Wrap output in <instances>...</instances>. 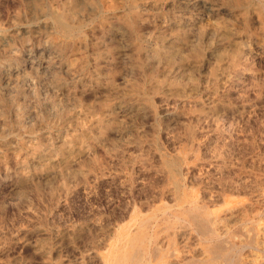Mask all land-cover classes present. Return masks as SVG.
<instances>
[{
    "label": "rangeland",
    "instance_id": "obj_1",
    "mask_svg": "<svg viewBox=\"0 0 264 264\" xmlns=\"http://www.w3.org/2000/svg\"><path fill=\"white\" fill-rule=\"evenodd\" d=\"M263 201L264 0H0V264H263Z\"/></svg>",
    "mask_w": 264,
    "mask_h": 264
},
{
    "label": "bare ground",
    "instance_id": "obj_2",
    "mask_svg": "<svg viewBox=\"0 0 264 264\" xmlns=\"http://www.w3.org/2000/svg\"><path fill=\"white\" fill-rule=\"evenodd\" d=\"M188 1V0H187ZM139 4V3H138ZM138 6V5H137ZM129 8V7H128ZM197 11V10H196ZM72 12V11H71ZM179 12V11H178ZM182 12V11H181ZM58 15V14H57ZM192 15V14H191ZM194 15V14H193ZM192 15V16H193ZM222 15V14H221ZM174 16V15H173ZM71 17V16H70ZM195 17V16H194ZM213 17V16H212ZM187 18V17H186ZM52 19V18H51ZM68 19V18H67ZM176 19V18H175ZM53 20V19H52ZM64 20V19H63ZM74 20V19H73ZM209 21H212V20H210V18L208 19ZM58 21V20H57ZM55 22V21H54ZM54 22H53V24H54ZM62 21L60 20V23H61ZM70 22V21H69ZM73 22V21H72ZM72 22H70L69 24H70V26H72L73 27V23ZM192 22V21H191ZM64 23V22H63ZM65 23H66V21H65ZM78 23H80V22H78ZM174 23V22H173ZM178 23V22H177ZM72 24V25H71ZM162 25H163V23H161ZM171 24V23H170ZM184 24V23H183ZM60 25V24H59ZM62 25V24H61ZM80 25V24H79ZM82 25V24H81ZM174 25V24H173ZM193 25V24H192ZM153 26V25H152ZM172 26V25H171ZM183 26V25H182ZM216 26V25H215ZM74 27H76V26H74ZM179 27H180V24H179ZM196 27H198V26H196ZM66 28V27H65ZM82 28V27H81ZM154 28V27H153ZM60 29V28H59ZM79 29H80V27H79ZM78 29V32L80 31ZM212 29L214 30V28L212 27ZM67 30H70V29H67ZM66 30V31H67ZM76 30V29H75ZM91 30V29H90ZM167 30V29H166ZM182 30H184V29H182ZM211 31V32H214V31ZM64 31H65V29H64ZM65 31V32H66ZM117 31V30H116ZM115 31V32H116ZM180 31H181V29H180ZM117 33V32H116ZM119 33V32H118ZM121 33V32H120ZM194 33V32H193ZM66 34H68V33H66ZM136 34V33H135ZM168 34H169V32H168ZM171 34V33H170ZM196 34V33H195ZM210 34V33H209ZM213 34V33H212ZM229 34V33H228ZM59 35V34H58ZM61 35V34H60ZM71 35V34H70ZM73 35V34H72ZM118 35V34H117ZM172 35V34H171ZM211 35V34H210ZM168 36V35H167ZM207 36V35H206ZM63 37V36H62ZM191 37H192V35H191ZM163 39H164V37H162ZM169 38V37H168ZM175 38V37H174ZM196 38H197V36H196ZM64 39H66L65 37H64ZM74 39V38H73ZM80 39V38H79ZM162 39V40H163ZM235 39V38H234ZM71 40V39H70ZM121 40V39H120ZM119 40V41H120ZM170 40V39H169ZM78 41V40H77ZM140 41H142V40H140ZM195 41V40H194ZM221 41V40H220ZM169 42V41H168ZM165 44V43H164ZM174 44V43H173ZM67 45V44H66ZM82 45H84V44H82ZM72 46H73V44H72ZM145 46V45H144ZM129 47V46H128ZM241 47V46H240ZM185 48V47H184ZM206 48V47H205ZM252 48V47H251ZM134 49V48H133ZM135 49H136V47H135ZM213 49V48H212ZM218 49V48H217ZM255 49V48H254ZM156 50V49H155ZM178 50V49H177ZM241 50H242V48H241ZM249 50V49H248ZM215 51V50H214ZM256 51V50H255ZM135 52H137V50L135 51ZM142 52H143V50H142ZM141 52V53H142ZM167 52V51H166ZM165 52V53H166ZM182 52V51H181ZM211 52V51H210ZM120 53V52H119ZM124 52L122 51V54H123ZM151 53V52H150ZM154 53V52H153ZM158 53H159V51H158ZM168 53H169V51H168ZM170 53H171V51H170ZM173 53V52H172ZM251 53V52H250ZM121 54V55H122ZM136 54V53H135ZM155 54V53H154ZM164 54V53H163ZM249 54V53H248ZM138 55V54H137ZM141 55V54H140ZM148 55V54H147ZM146 54H145V56H147ZM176 55H177V53H176ZM258 55V54H257ZM261 55V54H260ZM136 56V55H135ZM154 56V55H153ZM167 56V55H166ZM208 56H210V55H208ZM31 57H33V56H31ZM149 57H151V56H149ZM142 58V57H141ZM169 58V57H168ZM251 58V57H250ZM28 59H30V58H28ZM216 59V58H215ZM135 60V59H134ZM138 60V59H137ZM161 60V59H160ZM178 60V59H177ZM262 60V59H261ZM142 61V60H141ZM162 61V60H161ZM208 61V60H207ZM140 62V61H139ZM141 63V62H140ZM144 63H145V61H144ZM258 63V62H257ZM205 64H206V62H205ZM29 65H30V63H29ZM136 65V64H135ZM26 66V65H25ZM138 67V66H137ZM140 67V66H139ZM138 67V68H139ZM206 67V66H205ZM190 68V67H189ZM27 69V68H26ZM33 69V68H32ZM145 69V68H144ZM197 69V68H196ZM170 70V69H169ZM36 71V70H35ZM22 73V72H21ZM187 75H189V74H187ZM215 75H216V73H215ZM245 75V74H244ZM255 75V74H254ZM214 76V75H213ZM246 76V75H245ZM175 77V76H174ZM250 77V76H249ZM254 77V76H253ZM247 78V77H246ZM188 81V80H187ZM247 81V80H246ZM245 81V82H246ZM249 81H250V79H249ZM11 82V81H10ZM6 83V82H5ZM9 83V82H8ZM249 83V82H248ZM10 84V83H9ZM177 85V84H176ZM184 85V84H183ZM190 85V84H189ZM242 85V84H241ZM197 86V85H196ZM198 87V86H197ZM66 89V88H65ZM62 90V89H61ZM204 90V89H203ZM68 91V90H67ZM140 91V90H139ZM142 91V90H141ZM138 92V91H137ZM72 93V92H71ZM143 93V92H142ZM145 93V92H144ZM139 95H140V93H138ZM126 95V94H125ZM136 96V95H135ZM208 97V96H207ZM210 97V96H209ZM139 98V97H138ZM184 98V97H183ZM143 99V98H142ZM141 99V100H142ZM140 100V99H139ZM151 100V99H150ZM149 101V100H148ZM184 101H186V100H184ZM145 102V101H144ZM179 102H180V100H179ZM182 103V102H181ZM192 103V102H191ZM118 104V103H117ZM150 104H152L151 102H150ZM147 106V105H146ZM184 107V106H183ZM107 108V107H106ZM119 108V107H118ZM124 108V107H123ZM167 109V108H166ZM170 109V108H169ZM108 110V109H107ZM117 110V109H116ZM120 110V109H119ZM134 110V109H133ZM141 110V109H140ZM139 110V111H140ZM165 110V109H164ZM126 111V110H125ZM166 111V110H165ZM109 112V111H108ZM111 112V111H110ZM114 112V111H113ZM119 113V112H118ZM110 116V115H109ZM172 116V115H171ZM113 117H115V116H113ZM119 117V116H118ZM107 118V117H106ZM176 118V117H175ZM108 120V119H107ZM106 120V121H107ZM111 121H113V120H111ZM116 121V120H115ZM121 122V121H120ZM119 122V123H120ZM122 123V122H121ZM113 124H115V123H113ZM109 125V124H108ZM120 125V124H119ZM106 128V127H105ZM103 132V131H102ZM105 132V131H104ZM100 133V132H99ZM69 135V134H68ZM74 134H72L71 136H73ZM76 135V134H75ZM67 139V138H66ZM32 140V139H31ZM60 140V139H59ZM62 143V142H61ZM63 144V143H62ZM36 146V145H35ZM58 146V145H57ZM67 146V145H66ZM33 147V146H32ZM51 147V146H50ZM68 148V147H67ZM66 148V149H67ZM32 150V149H31ZM65 150V149H64ZM36 152V151H35ZM32 153H34V152H32ZM31 153V154H32ZM43 153V152H42ZM57 153H59V152H57ZM62 153V152H61ZM59 155V154H58ZM56 156V155H55ZM177 156V155H176ZM179 157H181V156H179ZM55 158V157H54ZM57 158V157H56ZM55 158V159H56ZM176 158V157H175ZM53 159V158H52ZM59 159H60V157H59ZM61 160V159H60ZM37 161V160H36ZM55 161V160H54ZM53 161V162H54ZM175 161H177V160H175ZM57 162V161H56ZM59 162V161H58ZM61 162V161H60ZM42 163V162H41ZM52 163V162H51ZM178 163V162H177ZM35 164V163H34ZM58 164V163H57ZM170 164V163H169ZM180 164V163H179ZM168 165V164H167ZM173 165V164H172ZM54 166H56V165H54ZM53 166V167H54ZM179 167V166H178ZM55 168V167H54ZM173 168V167H172ZM177 168V167H176ZM56 170V169H55ZM176 170V169H175ZM174 170V171H175ZM169 171V170H168ZM51 172H53V171H51ZM56 172V171H55ZM62 172V171H61ZM54 173V172H53ZM52 173V174H53ZM58 173V172H57ZM167 173V172H166ZM182 173V172H181ZM51 174V173H50ZM55 175V174H54ZM222 176V175H221ZM175 183V182H174ZM176 185V184H175ZM174 185V186H175ZM233 185V184H232ZM174 186H173V188L172 189H174ZM176 187H177V185H176ZM182 187V186H181ZM228 188H229V186H228ZM175 189H179V188H175ZM218 189V188H217ZM230 189V188H229ZM219 190V189H218ZM228 190V189H227ZM234 190V189H233ZM256 190V189H255ZM259 190V189H258ZM257 190V191H258ZM172 191V190H171ZM216 191V190H215ZM231 191V190H230ZM239 191V190H238ZM225 192H227V191H225ZM248 192V191H247ZM253 192H256V191H253ZM235 193H237V192H235ZM249 193V192H248ZM172 194V193H171ZM259 194V193H258ZM213 195V194H212ZM212 195H211V197H212ZM260 195V194H259ZM210 197V196H209ZM218 197V196H217ZM256 197H258V196H256ZM263 197V196H262ZM216 198V197H215ZM219 198V197H218ZM251 198V197H250ZM199 199V198H198ZM212 199H214V198H212ZM208 200H211V199H209L208 198ZM207 200V201H208ZM216 200V199H215ZM214 200V201H215ZM220 200H221V198H220ZM259 200V199H258ZM263 200V199H262ZM199 201V200H198ZM206 201V200H205ZM204 202V201H203ZM211 202V201H210ZM221 202V201H220ZM256 202V201H255ZM231 203V202H230ZM262 203H264V201L262 202ZM255 204V203H254ZM225 205V204H224ZM249 205H250V203H249ZM252 205V204H251ZM183 206V205H182ZM196 206V205H195ZM202 206V205H201ZM200 206V207H201ZM223 206V205H222ZM255 206V205H254ZM207 207V206H206ZM247 207V206H246ZM249 207V206H248ZM173 208V207H172ZM180 208V207H179ZM182 208V207H181ZM203 208V207H202ZM228 208V207H227ZM254 208V207H253ZM257 208H258V206H257ZM169 209H171V208H169ZM174 209V208H173ZM214 209H216V208H214ZM249 209H250V207H249ZM259 209H260V207H259ZM165 211L167 210V209H164ZM189 210H191V209H189ZM194 211H198L199 212V210H200V208H198V207H194V209H193ZM204 210V209H203ZM206 210V209H205ZM219 210V209H218ZM239 210H240V208H239ZM238 210V211H239ZM258 210V209H257ZM178 211V210H177ZM185 211V210H184ZM233 211V210H232ZM244 211V210H243ZM256 211V210H255ZM148 212H150V211H148ZM162 212V211H161ZM215 212V211H214ZM236 212V211H235ZM250 212H252V211H250ZM258 212H259V210H258ZM147 213V212H146ZM159 213V212H158ZM226 213H228V211L226 212ZM230 213V212H229ZM140 214V213H139ZM160 214V213H159ZM163 214V213H162ZM192 214V213H191ZM205 214V213H204ZM227 215V214H226ZM231 215V214H230ZM163 216V215H162ZM161 216V217H162ZM168 216V215H167ZM190 216H192V215H190ZM199 216V215H198ZM229 216V215H228ZM240 216H241V214H240ZM240 216H238V217H240ZM252 216V215H251ZM260 216V215H259ZM141 217H142V215H141ZM199 217H201V216H199ZM225 217V216H224ZM237 217V218H238ZM241 217H243V216H241ZM160 218V217H159ZM172 218V217H171ZM173 218H174V221L175 220H180L181 219V217L179 218V216L178 215H174L173 216ZM202 218V217H201ZM211 218V217H210ZM226 218V217H225ZM240 219V218H239ZM243 219H244V217H243ZM138 220V219H137ZM185 220V219H184ZM193 220V219H192ZM204 220V219H203ZM209 219H205L204 221H201V223L199 224V229L202 231H199V232H201V233H203V236H204V238L203 237H201V238H203L204 239V241H212V239L214 240V238H216V235H215V232H213V230H211L210 229V227L208 226V223H209V221H208ZM212 220V219H211ZM217 220V219H216ZM227 220V219H226ZM252 220V219H251ZM136 221V220H135ZM143 221V220H142ZM140 222V224H138V226H137V228L139 227V229H142L143 227H144V225L145 224H147V222H148V218L146 219V220H144L145 222ZM150 221V220H149ZM157 221H159V220H157ZM186 221V220H185ZM218 221V220H217ZM216 221V222H217ZM228 221H229V219H228ZM179 222V221H178ZM184 221H182V223H183ZM156 223V222H155ZM186 223V222H185ZM188 223V222H187ZM195 223V222H194ZM223 223V222H222ZM197 224V225H198ZM221 224V223H220ZM224 224V223H223ZM243 224H245V223H243ZM140 225V226H139ZM169 225V224H168ZM168 225H167V227H168ZM190 225V224H189ZM225 225V224H224ZM227 225V224H226ZM118 226V225H117ZM214 226V225H213ZM219 226V225H218ZM218 226H216V227H218ZM228 226H229V224H228ZM133 227V226H132ZM135 227V226H134ZM133 227V228H134ZM225 227H227V226H225ZM224 227V228H225ZM253 227V226H252ZM154 228V227H153ZM152 228V229H153ZM176 228H178V227H176ZM183 228V227H182ZM230 228V227H229ZM131 229V228H130ZM139 229H138V231H139ZM162 229V228H161ZM179 229H181V228H179ZM197 229V228H196ZM213 229V228H212ZM218 229H221V228H218ZM218 229H216V230H218ZM227 229V228H226ZM233 229V228H232ZM118 230H119V232L117 233V237L119 236L120 238H121V232H120V229L118 228ZM150 230V229H149ZM189 230V229H188ZM187 230V231H188ZM151 231V230H150ZM181 231V230H180ZM183 231V230H182ZM219 231V230H218ZM241 231V230H240ZM171 232V231H170ZM190 232V231H189ZM188 232V233H189ZM194 232L196 233V230H194ZM219 233V232H218ZM217 233V234H218ZM162 234V233H161ZM172 234V233H171ZM181 234V233H180ZM179 234V235H180ZM196 234H198V233H196ZM227 234V233H226ZM262 234V233H261ZM127 235H128V233H127ZM178 235V234H177ZM182 235V234H181ZM125 236V235H124ZM129 236V235H128ZM160 236V235H159ZM164 236V235H163ZM186 236H188V235H186L185 234V237ZM195 236V235H194ZM202 236V235H201ZM218 236H221L220 234L218 235ZM261 236V235H260ZM153 237V236H152ZM151 237V235L149 236V240L148 241H151L153 238ZM161 237H162V235H161ZM166 237V236H165ZM181 237V236H180ZM197 237V236H196ZM223 237H224V235H223ZM226 237V236H225ZM262 237V236H261ZM222 238V237H221ZM244 238V237H243ZM148 239V238H147ZM161 239V238H160ZM163 239V238H162ZM181 239V238H180ZM219 239V238H218ZM223 239V238H222ZM171 240V239H170ZM185 240V239H184ZM217 240V239H216ZM225 240V239H224ZM230 240V239H229ZM239 240V239H238ZM135 241H137V238L135 239ZM194 241V240H193ZM192 241V242H193ZM226 241V240H225ZM262 241H264V240H262ZM262 241H260V242H262ZM117 242H118V240H117ZM165 242L166 241H164V243H163V245L165 244ZM171 242V241H170ZM181 242V241H180ZM218 242V241H217ZM222 242H223V240H222ZM229 242V241H228ZM148 243V242H147ZM220 244H221V242H219ZM139 245L138 246V250L140 251V252H137V251H135V252H133V253H131V254H129L130 255V262H131V264H153V262L154 261H156V262H162L163 260H164V257H170L172 254H170V255H168V252H143L144 251V248H142V245H141V240L140 239H138V242H136V243H132V245L131 246H134V245ZM176 244V243H175ZM216 244V243H215ZM241 244V243H240ZM240 244H239V246H240ZM116 245H117V243H116ZM184 245V244H183ZM198 245V244H197ZM219 245V244H218ZM231 245V244H230ZM237 245V244H236ZM127 246V245H126ZM149 246V245H148ZM186 246V245H185ZM184 246V249L186 248ZM215 246V245H214ZM222 246V245H221ZM259 246H260V244H259ZM261 246H262V244H261ZM155 247V246H154ZM164 247V246H163ZM194 247H195V245H194ZM217 247V246H216ZM219 247V246H218ZM224 247V244H223V246L221 247V248H223ZM149 248V247H148ZM165 248V247H164ZM189 248H190V246H189ZM220 248V247H219ZM220 248V249H221ZM233 248V247H232ZM239 248V247H238ZM257 248V247H256ZM157 249H160V248H158V246H157ZM176 249V248H175ZM177 249H178V247H177ZM183 249V250H184ZM187 249V248H186ZM210 249V248H209ZM260 249H261V247H260ZM262 249H263V247H262ZM261 249V250H262ZM155 250V249H154ZM192 250V249H191ZM197 250V249H196ZM218 250V249H217ZM230 250V249H229ZM233 250V249H232ZM235 250V249H234ZM157 251V250H156ZM181 251H182V249H181ZM184 251H186V250H184ZM183 251V252H184ZM200 251V250H199ZM236 251V250H235ZM260 251V250H259ZM192 252V251H191ZM203 252V251H202ZM213 252V251H212ZM239 252V251H238ZM261 252V251H260ZM96 253V252H95ZM186 253H187V251H186ZM199 253V252H198ZM201 253V252H200ZM214 253V252H213ZM227 253V252H226ZM229 253V252H228ZM263 253V252H262ZM261 253V254H262ZM216 254H218V253H216ZM220 254V253H219ZM186 255V254H185ZM204 255V254H203ZM195 256H197V255H195ZM198 256H201V255H198ZM259 256V255H258ZM257 256V257H258ZM94 257H96V256H94ZM185 257V256H184ZM189 257V256H188ZM187 257V258H188ZM223 257H224V255H223ZM236 257V256H235ZM237 257H238V255H237ZM260 257V256H259ZM99 258V257H98ZM182 258V257H181ZM186 258V257H185ZM191 258V257H190ZM208 258V257H207ZM211 258V257H210ZM213 258H215V257H213ZM221 258H222V256H221ZM225 258V257H224ZM252 258V257H251ZM180 259V258H179ZM184 259V258H183ZM205 259V258H204ZM203 259V260H204ZM212 259V258H211ZM220 259V258H219ZM235 259V258H234ZM233 259V260H234ZM247 259V258H246ZM245 259V260H246ZM253 259V258H252ZM263 259H264V257H263ZM101 260V259H100ZM128 260H129V258H126V255H124V254H120L119 255V253H117V254H115L114 256H113V259H111V260H109V264H127L128 263ZM173 259H171V261H172ZM176 260V259H175ZM178 260V259H177ZM176 260V261H177ZM228 260V259H227ZM251 260V259H250ZM174 261V260H173ZM199 261V260H198ZM214 261H216V260H214ZM169 262V261H168ZM183 262H185V261H183ZM200 262H201V260H200ZM228 262V261H227ZM246 262V261H245ZM245 262H244V264H245ZM247 262H249L248 260H247ZM251 262H254V261H251ZM176 262H174L173 264H175ZM178 263V262H177ZM176 263V264H177ZM212 263V262H211ZM232 263V262H231ZM263 264H264V262H262ZM183 264V263H182ZM190 264V263H189ZM217 264H218V262H217ZM221 264H222V262H221ZM255 264V263H254ZM261 264V263H260Z\"/></svg>",
    "mask_w": 264,
    "mask_h": 264
}]
</instances>
